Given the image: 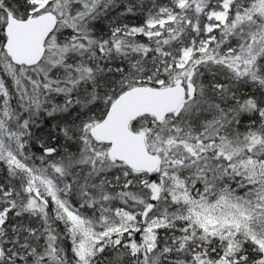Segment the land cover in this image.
Here are the masks:
<instances>
[{"label":"snow or ice","instance_id":"6c2138e0","mask_svg":"<svg viewBox=\"0 0 264 264\" xmlns=\"http://www.w3.org/2000/svg\"><path fill=\"white\" fill-rule=\"evenodd\" d=\"M0 264H264V0H0Z\"/></svg>","mask_w":264,"mask_h":264}]
</instances>
